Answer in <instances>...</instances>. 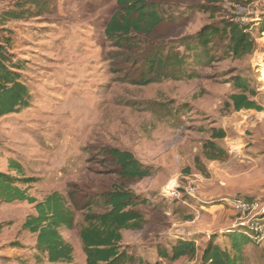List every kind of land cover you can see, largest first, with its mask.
<instances>
[{
    "label": "rangeland",
    "instance_id": "rangeland-1",
    "mask_svg": "<svg viewBox=\"0 0 264 264\" xmlns=\"http://www.w3.org/2000/svg\"><path fill=\"white\" fill-rule=\"evenodd\" d=\"M24 0H0V14ZM50 12L10 22L14 52L26 62L24 78L31 90L28 109L0 119V171L10 161L19 163L26 178L34 179L30 194L41 201L53 192L63 194L76 210V226L60 233L74 250L72 263L40 260L36 235L23 229L35 213L27 202L0 204V264H87L80 230L85 216L108 208L101 195L116 188L135 194L146 204L134 210L145 220L140 231H123L122 251L133 256L130 264H199L211 236L226 245V230L240 223L230 202L249 199L253 214H264V0H229L247 7L257 43L253 55L242 60L225 56L226 43L212 46L217 62L185 72L193 79H167L138 85L146 77L145 60L156 51H176L186 57L183 40L206 25L235 19L226 0L216 13H204V0H149L162 19L152 31H133L125 42L111 39L106 29L120 13L118 0H45ZM234 10V9H233ZM31 17V18H30ZM257 24V25H256ZM244 77L256 93L252 100L263 108L235 111L234 83ZM152 79V78H150ZM226 138L215 140L224 153L219 161L206 158L204 146L213 131ZM127 151L153 175L123 183L105 151ZM194 182L195 196L184 187ZM179 187L180 198L166 190ZM215 207V208H213ZM196 239L195 260L169 262L158 254L178 239ZM16 243V246L11 245ZM245 264H264V244L244 249Z\"/></svg>",
    "mask_w": 264,
    "mask_h": 264
},
{
    "label": "trees",
    "instance_id": "trees-1",
    "mask_svg": "<svg viewBox=\"0 0 264 264\" xmlns=\"http://www.w3.org/2000/svg\"><path fill=\"white\" fill-rule=\"evenodd\" d=\"M224 1L204 0L199 11L216 13V5ZM118 6L120 13L110 20L106 29L107 35L113 40L125 42L133 31H152L162 22L157 6L149 0H118ZM27 7L35 8L28 9L34 12L32 17H42L50 12L48 1L24 0L0 14V119L9 114L20 113L31 105V90L23 75L26 62L18 59L14 52V31L7 27L10 22L26 20L24 14ZM251 29V25H242L233 19H223L219 24L206 25L195 37L181 42L186 57L172 50L167 56L161 51L151 53L145 60L147 76L141 77L137 84L146 86L152 81L195 78L198 73L188 75L184 71L188 61L191 60L195 68L212 66L218 60L212 52V46L217 40L226 43L224 53L227 58L242 60L253 55L257 43ZM260 32L264 33V25L260 27ZM234 85L239 92L231 96L235 111H263V108L252 100L256 93L251 90V83L247 79L237 77ZM212 136L213 140L205 144L204 150L207 160L213 162L221 160V155L224 154L215 140H224L226 135L222 130H215ZM105 155L123 183L143 180L154 173L152 168L140 163L130 152L112 149L105 151ZM34 182V179L26 178L19 163L10 161L7 173L0 171V204L27 202L32 205L35 213L25 219L23 229L36 235L35 250L40 253L38 258L41 260L42 257H47L50 263H72L73 247L65 241L60 230L75 228L76 210L60 192H53L42 201L37 200L30 194L31 184ZM100 202L108 211L86 215L85 226L80 230L86 263L130 264L133 256L122 251V232L140 231L144 228L145 220L134 209L140 204H146V201L140 200L123 188L115 187L102 194ZM225 232L226 245L223 247L217 242V237L211 236L201 251L199 264H245L244 249L252 241L242 228L231 227ZM197 243L194 238L178 239L170 249L159 248L158 254L169 262L181 259L195 260L199 253ZM11 246H16V243Z\"/></svg>",
    "mask_w": 264,
    "mask_h": 264
},
{
    "label": "built area",
    "instance_id": "built-area-1",
    "mask_svg": "<svg viewBox=\"0 0 264 264\" xmlns=\"http://www.w3.org/2000/svg\"><path fill=\"white\" fill-rule=\"evenodd\" d=\"M227 7L232 10V14L236 17L234 20L242 25H247L248 19L242 18L240 15L248 13V9L245 6L235 4L226 0ZM250 4H257L260 0H249ZM234 9V10H233ZM183 192L188 196H195L198 193V186L196 183L191 182L184 187ZM166 194L169 198H180L179 187L172 186L166 190ZM230 207L236 214L244 215L245 217L240 219V223L237 226L242 228L245 235L255 244H264V214L256 213L255 203L244 200H235L230 202Z\"/></svg>",
    "mask_w": 264,
    "mask_h": 264
},
{
    "label": "crops",
    "instance_id": "crops-1",
    "mask_svg": "<svg viewBox=\"0 0 264 264\" xmlns=\"http://www.w3.org/2000/svg\"><path fill=\"white\" fill-rule=\"evenodd\" d=\"M257 25V24H256ZM42 201V200H41ZM213 208H215V207H213ZM185 239V238H184ZM36 245V244H35Z\"/></svg>",
    "mask_w": 264,
    "mask_h": 264
}]
</instances>
